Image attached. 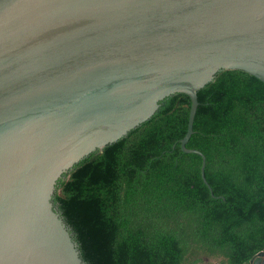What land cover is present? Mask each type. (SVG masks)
I'll return each mask as SVG.
<instances>
[{
    "label": "water",
    "instance_id": "1",
    "mask_svg": "<svg viewBox=\"0 0 264 264\" xmlns=\"http://www.w3.org/2000/svg\"><path fill=\"white\" fill-rule=\"evenodd\" d=\"M221 70L264 84V0H0V264H85L56 181ZM220 198V197H218ZM250 264H264V251Z\"/></svg>",
    "mask_w": 264,
    "mask_h": 264
},
{
    "label": "trees",
    "instance_id": "2",
    "mask_svg": "<svg viewBox=\"0 0 264 264\" xmlns=\"http://www.w3.org/2000/svg\"><path fill=\"white\" fill-rule=\"evenodd\" d=\"M190 100L172 94L56 181L51 202L85 264H250L264 251V84L221 70ZM220 197V198H218Z\"/></svg>",
    "mask_w": 264,
    "mask_h": 264
},
{
    "label": "rangeland",
    "instance_id": "3",
    "mask_svg": "<svg viewBox=\"0 0 264 264\" xmlns=\"http://www.w3.org/2000/svg\"><path fill=\"white\" fill-rule=\"evenodd\" d=\"M219 259L218 258H208L203 260L202 264H218Z\"/></svg>",
    "mask_w": 264,
    "mask_h": 264
}]
</instances>
